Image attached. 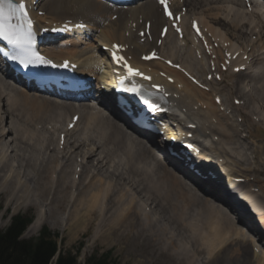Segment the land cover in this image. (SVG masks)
Listing matches in <instances>:
<instances>
[{"label": "bare ground", "instance_id": "obj_1", "mask_svg": "<svg viewBox=\"0 0 264 264\" xmlns=\"http://www.w3.org/2000/svg\"><path fill=\"white\" fill-rule=\"evenodd\" d=\"M191 2L194 7L208 8L210 17L216 24L221 23L228 27L230 35H226L227 37L236 41L241 37L242 40L246 41L248 32L245 29L248 27V23L244 24V17L233 9L215 7L216 5L220 6L218 4L227 3L226 0H191ZM38 5V11L46 12L43 17L36 14V18L38 21L40 20L43 28L51 26L54 22L66 20L79 22L83 19V23L89 28L90 34L88 36L106 42L119 41L128 44L129 55L137 62H139V56L142 53L150 51L156 45L160 30L165 24L155 0H141L132 3L130 6H115L102 0H40ZM254 8L257 12L264 11L260 5H255ZM215 11L216 13L212 14ZM223 12L228 13V15H224ZM114 15H117L118 18L116 21H111ZM142 19L143 23L140 24ZM147 20L153 22L154 44L148 41L144 44L141 43V38L137 35L140 29L145 30L144 22ZM106 22H108L107 25ZM261 24L259 48L264 51V43L262 44L264 18L261 20ZM135 27L136 29H134ZM209 31L213 33V28L210 27ZM175 42H177L175 36L169 35L164 46L172 49L171 55L168 56L170 59L164 57L166 60L178 64V57L184 53L181 52L183 49L174 46ZM172 43L174 44L173 47ZM186 43V51H184L186 59H184L189 61L192 70L199 63L194 57V49L191 48L193 43L188 36ZM173 49H175L174 54H172ZM44 51L52 59L70 60L79 64L81 72L96 76L95 78L98 80L106 82L105 78L99 75L102 68L100 62L105 61V56L97 53L95 45L90 39L81 38L80 35H77L75 38L59 41L58 45L46 48ZM215 54L219 57L218 60L223 62L221 51ZM139 64L146 66V68L160 70L174 77L176 79L174 85L166 84L178 97L174 102H177L180 109H187L196 121L207 127V131L227 145V147L223 145L222 148L229 150L231 155L225 158L222 163L215 161V165L213 167L208 166V168L216 170L220 168L222 177L226 181H231L237 177L245 178L247 169L240 165V160H243L245 156V149L242 145L237 144L238 141L236 142L240 134L237 127L229 124L230 121L221 112L220 106L215 104L214 94L218 91L212 85L221 86V91L227 92V96L241 97L249 111L253 112L250 115L246 114L244 111L246 106L245 108H232V113L235 116L242 114V117L248 120L246 126L250 128L253 142L259 148V153L264 155V139H255V135L262 133L260 125H264V115L259 112L260 110L258 111L261 105L264 106L263 52L247 71L238 75L225 74V78L221 82L224 84L223 87L221 83L216 81L210 83V92L200 90L183 74L170 69L164 62L154 61L149 64ZM200 73L202 76L199 79L203 80L204 72L200 71ZM205 74L208 76L207 73ZM157 76L159 77L158 74ZM108 86H111V83ZM245 88L249 93L245 92ZM230 96L229 98H231ZM226 101L224 102L225 105L226 103L229 104L230 100L226 99ZM101 102L106 106L103 107L100 115L98 112H91L84 116L83 111L80 113L72 104L67 106L52 97H45L25 90L0 75V187L3 188L0 195L7 198V200L4 198L7 207L14 210L25 207L40 209L43 203L50 207L49 211L45 209L39 211L36 222L34 221L35 223L33 222L29 226L27 232L34 234L46 220L50 219L54 223L60 221L63 226L67 225V229L71 231V236L87 234L88 227L95 220L97 222L95 237L100 236V229H102V243L106 245L117 246L118 250L129 247L130 252H132L133 246L131 244L135 242L139 248H142L141 251L139 249L140 253H145L144 250L151 246L157 248L154 254L156 258L166 254L171 257L177 256L180 262L185 261L188 255L187 257L183 255L184 252L177 246L174 238L169 236L172 233L167 232L165 227H158L155 213L147 214L148 206L144 208V211L141 210V206L134 196L135 193H139L141 196L142 194L150 197L153 195L156 202L155 207L159 206L162 210L171 209L174 213L170 217L172 223L180 222L192 212L195 214L196 220L207 221L204 223L210 229L211 235L205 241L195 237V252L197 254L203 250L210 252L209 255L214 257L210 264H219L221 258L228 259L230 263L235 261L234 264H264V255H259L254 249H251V245L237 229L233 227H230L229 230L224 229L220 224L224 221L227 225L225 219L221 221L217 219V217L222 216L220 209L225 211L223 207H220L224 204L222 202L224 198L221 197L220 199L223 200L218 203L219 205H215V208L212 207V199L206 195L211 192L208 189H212V181L209 182L208 186L205 187L204 185V189H200V186H196L190 179L187 180L163 166L153 154L146 151L147 145L143 141H137L136 138L132 137L133 134L130 136L125 131L120 123L123 119L122 114L111 106V100L103 99L101 96ZM253 104H257L260 108L254 107ZM195 106L198 108L197 111L194 110ZM4 110L6 111L4 112ZM76 112L82 114L81 120L82 122L85 121L83 132L94 134L96 138L102 141V172H110V168H112V173L108 174L109 177L106 181L94 173L97 168L91 165L95 162L96 166H99V163L96 162L93 146L84 151L82 160H80L81 182L75 181L73 177L78 161L75 153L80 147L75 143H80L82 140L79 138L75 140V143H72L71 140L67 139L64 151L59 152L57 149L56 135L64 130L65 120L72 117ZM4 115H8V119H10L9 130L4 125ZM259 115L263 117L259 118L258 122H251V116ZM77 134L78 131L69 136L72 135L77 138L79 135ZM10 135L14 138L12 139L15 146L12 145L13 148L9 153L10 149L7 150L3 142ZM90 140L95 142V139ZM234 142L239 147V149L236 148V151L233 147ZM98 158L101 160V156ZM112 162L115 164L110 165ZM105 164H109V167H104ZM236 167H239L241 171L235 170ZM233 171L241 175L234 176L232 175ZM88 178H92V180L86 185ZM114 178L117 179L115 183ZM127 189L131 192L126 191ZM240 190L241 187L238 191ZM239 197L242 202L259 204L255 194L250 195L241 191ZM67 211H69V216L63 218ZM200 214H204V216ZM259 215L260 218L257 222L259 225L261 224L260 226H264V212ZM200 217L206 219L201 220ZM230 219L236 224L232 217ZM242 220L244 221L243 217ZM252 227L258 231L259 227ZM241 231L246 233V230L241 229ZM197 232L200 233L201 231L198 230ZM248 238L251 239L252 237L248 236ZM232 246L236 247V252H232ZM181 256L182 258H180ZM195 261L196 263L193 264L200 263L199 260Z\"/></svg>", "mask_w": 264, "mask_h": 264}, {"label": "rangeland", "instance_id": "obj_2", "mask_svg": "<svg viewBox=\"0 0 264 264\" xmlns=\"http://www.w3.org/2000/svg\"><path fill=\"white\" fill-rule=\"evenodd\" d=\"M218 5H220V6L216 5L215 7H223L224 9H230V10L235 9V10L239 11V13L242 16H244L246 14L245 7L243 4V0H233V1H229L228 3L218 4ZM189 8H190V17H192V18L197 17L198 19H200L201 22L203 21L202 22L203 25L212 26L218 35H228V34L230 35V30L228 29V27L224 26L221 23L216 24L211 19L210 14L207 10L208 8H203V9L200 7L197 8V7H194L193 3L189 4ZM118 9H120V8H118ZM213 13H216V11L212 12V14ZM223 14L228 15V13L225 14V12H223ZM107 24H108V22H107ZM188 25H189V23H188ZM238 40H241V37ZM171 45L173 47L174 44L172 43ZM176 45H178L177 42H175L174 46L178 47V49H179L180 46H176ZM165 50L167 53L170 52L169 54L171 55V51H170L171 49L166 47ZM174 52H175V49H173L172 54H174ZM184 58L185 57H181L180 61L181 62L184 61L186 59V58L185 59ZM168 59H170V58H168ZM183 65L185 67H188L189 70L191 69V64L189 63L188 60H185L183 62ZM217 65H220L219 62L217 63ZM199 69H200V71L204 72V75H203L204 79L206 77L205 73L211 74V69H210L209 63L207 61L203 62L202 66L198 65L195 69H192L191 71L194 74L201 75L202 73H200ZM248 81H250V80L248 79ZM217 86H219V85H217V84L212 85V87H214L215 89ZM223 86H224V84L222 85V87ZM217 89H220L219 92L223 93L221 91V86H219ZM245 92L249 93L247 88H245ZM224 93H226V94H222V95L225 96V99L230 100V103H231V98H229L230 95L227 96V92H224ZM253 106L256 108L258 107L257 104H253ZM260 107H258V108H260V109H258V111L260 110L259 112L260 113L262 112L261 114L264 115V106L261 105ZM5 111L6 110H4V112ZM246 111L249 112V109H246ZM240 116L242 117V114H240ZM4 119H5L4 125H6L7 130H9L10 119H8V115H4ZM242 119H244V118L242 117ZM228 120H229V118H228ZM236 122H237V124H239V127L237 129L240 132L241 131L240 126H242L241 125L242 123L240 122L239 116H238ZM229 124L234 125L233 120L231 122H229ZM235 128H236V126H235ZM78 133H80V134L77 136V138H74L72 135L69 136V138H68L69 140H71L72 143L73 142L75 143L76 142L75 140L79 139V138L82 140V141H80V143H77V142L75 143V144H78L80 146L79 149L75 153V157H77V158L81 157V160H82L84 151H86L87 149H89L93 146L95 148L96 162L99 163V166H96L95 162L91 163L92 166L97 168V171L94 173L95 174L97 173V175L101 176L105 181L108 180V177H109L108 174L112 173V168H110V172H104V171L102 172V141L99 140L98 138H96V135H94V134H88L86 132H83V129L81 131H79ZM239 134H240V136H238V138L236 139V142L238 141L237 144L239 146L242 145L243 148L245 149V153H247L248 161L250 158V166L253 169L258 170L257 176L259 177V181L255 186L258 187L257 189H259V188L262 189V190L260 189L259 193L262 196V200H264V155H261L259 153V148L253 142L252 136L250 137V139L248 138L246 140H242L241 138L243 137V135L241 134V132ZM12 138L13 137L10 135V137L6 138V140L3 142V145L6 146V149L7 150L10 149L9 153L12 150L11 148H13V146H15V143L13 142L14 138L13 139ZM90 139H95V142L91 141ZM255 139L263 140V139L259 138V136L256 137V135H255ZM238 145H237V147H238ZM236 150L237 149L235 148V151ZM249 154H251V156ZM254 154L258 157V159H253ZM103 155H105V153H103ZM99 156H101V160H99V158H98ZM105 162H106V160H105ZM117 162H118V160L116 161V163ZM114 164H115V162H112L110 165H114ZM105 166L109 167V164H105L104 167ZM88 169L90 170L89 167H88ZM99 171H100V173H99ZM91 180H92V178H90V181L88 183L86 181V185H88L91 182ZM113 180L115 183L117 179L114 178ZM2 190H3V188L0 187V194H1ZM245 190L247 192V191H249V188L246 187ZM126 191H130V190L127 189ZM247 193L250 195H253L250 192H247ZM134 196H136L137 202H138V204H140L142 211H144V208L146 206H148V208H147L148 213L147 214H151L152 212L155 213V219L158 223L159 228L165 227L167 232L172 233L169 236L174 238L177 246L184 252L183 255H186V257L188 255V258H186L185 261L180 262L178 260L177 256L174 255L173 257H171L170 255H166V254L162 255L161 257L159 256L156 258V255L154 257V254H155V251L157 250V248L155 249V248H152L151 246L147 247L146 250H144L145 253H140L139 249L141 251L142 248H139V245H137L135 242L131 244V246H133L132 250L134 252L133 251L130 252L129 247L123 248L122 250H118L119 248L117 246L112 247V246L106 245V244L102 243V238H101L102 229H100V236L95 237V234L97 231V226H96L97 222H95V220H94L93 224L88 227L87 234H79V235L71 236L70 235L71 231L69 229H67L68 228L67 225L63 226L62 224H60V221L58 223L57 222L54 223L53 220L49 219V220H46V222L34 234H32L31 232L29 233L26 230L22 239L23 240L36 239L37 237H39L42 230L46 227V228H48L49 231H51L52 235L53 234L59 235V241L58 242L60 245V250H62L65 253H71V254L77 255L78 264H88V260L90 258H92L94 256H96L98 258L101 255L103 256L104 253L105 254L107 253L108 255L110 254V257H109L110 264H193L194 262L196 263L195 260L200 261V263H197V264H210V261L213 262L214 257L210 256L209 255L210 252H208L207 250H205V251L203 250L200 253L198 252V254L195 252V250H196L195 237L200 238L202 241L203 240L205 241L211 235L210 229L208 228L206 223H204L207 221L201 222L199 220H196L195 214L192 212V214H190L186 218L180 220V222L179 221L178 222L173 221L175 223H172L171 222L172 219L170 217L174 213L171 211V209L169 210L168 208H166L165 210H162L159 206L155 207L156 202L153 199L154 198L153 195L150 197V196H147L146 194H142V196H141V194L135 193ZM4 198H6V197H4L3 195H0V207L2 208L1 213H0V231L5 230L10 225L11 219L13 216H16L18 214L26 215V216H28V218H32L33 222L34 221L36 222L37 217L39 215V211H43L44 209L46 211H49V208H50L46 204L43 203V205H41V207L39 206L40 209H38V208L33 209L31 207H29V208L25 207V208H22L19 210H14L12 208L7 207V205H6L7 198H6V200ZM75 198H76V200L78 199L77 195L75 196ZM149 198H150V200L148 201ZM221 214L223 216V213H221ZM200 215L204 216V214H200ZM67 216H69V211L64 213L63 218L64 217L67 218ZM222 216H219V217L216 216V217L219 221H221L222 219L223 220L225 219L224 216L223 217ZM200 219L204 220L206 218L200 217ZM225 222L227 223V225L224 223V221H222V223L226 227L220 222V224L222 225V227L224 229L229 230L230 227H233V225L230 224V222L227 221V219ZM198 230H200L201 232L200 233L197 232ZM160 247L162 248V246H159V248ZM236 251H237L236 247L234 248V246H232V252H236ZM217 252H218V250H217ZM143 255H144V258H143ZM206 257H208L207 258L208 261H207ZM180 258H182V256ZM193 259H195V260H193ZM226 260L221 258L219 264H234V262H235V261H231V263H230V261L228 259H226Z\"/></svg>", "mask_w": 264, "mask_h": 264}, {"label": "snow or ice", "instance_id": "obj_3", "mask_svg": "<svg viewBox=\"0 0 264 264\" xmlns=\"http://www.w3.org/2000/svg\"><path fill=\"white\" fill-rule=\"evenodd\" d=\"M158 2L164 6V13L171 17L172 13L168 8V0H158ZM0 40L6 41L8 45L17 50L14 55L8 58L13 61H18L24 68H28L29 65H45L51 63L50 60L33 49V22L26 11L24 0H20L18 4L14 3L13 0H0ZM113 47L118 49L120 46ZM153 56H155V53H153ZM144 58L149 59V57ZM111 59L116 65H122L123 69L126 70L127 77L125 79L128 77L143 76L139 70L129 66L127 59L118 55L117 51L111 53ZM63 66L67 67V64L65 63ZM144 79L150 78L144 77ZM123 91L136 93L141 97L144 104H149L137 86L126 87ZM217 102L219 103V98H217ZM149 110L162 111L163 109H160L158 105L152 103L149 105ZM188 147H191V145Z\"/></svg>", "mask_w": 264, "mask_h": 264}, {"label": "trees", "instance_id": "obj_4", "mask_svg": "<svg viewBox=\"0 0 264 264\" xmlns=\"http://www.w3.org/2000/svg\"><path fill=\"white\" fill-rule=\"evenodd\" d=\"M30 223L29 218L16 216L5 231H0V264H51L58 253L56 237L45 229L37 239L21 240ZM56 264H78L77 257L61 251ZM88 264H110L109 257L90 259Z\"/></svg>", "mask_w": 264, "mask_h": 264}]
</instances>
